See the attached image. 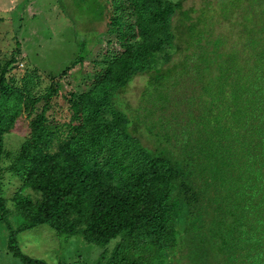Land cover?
Segmentation results:
<instances>
[{
	"label": "trees",
	"instance_id": "trees-1",
	"mask_svg": "<svg viewBox=\"0 0 264 264\" xmlns=\"http://www.w3.org/2000/svg\"><path fill=\"white\" fill-rule=\"evenodd\" d=\"M72 2L87 6L102 41L78 92L60 94L65 69L41 93L32 81L15 85L7 74L18 49L0 61V157L23 116L28 132L11 168L39 194L14 198L26 217L15 231L0 196L8 251L50 264L16 240L47 224L100 247L118 237L97 264H153L174 249L186 264H264V0H218V13L194 20L181 0ZM152 70L159 94L163 84L182 93L170 106L187 116L179 145L146 126L153 148L144 146L116 106L133 77Z\"/></svg>",
	"mask_w": 264,
	"mask_h": 264
},
{
	"label": "rangeland",
	"instance_id": "rangeland-1",
	"mask_svg": "<svg viewBox=\"0 0 264 264\" xmlns=\"http://www.w3.org/2000/svg\"><path fill=\"white\" fill-rule=\"evenodd\" d=\"M181 1L183 9L190 10L192 20L202 12L205 17L218 13L214 9L218 0ZM90 19L87 6L81 4L75 7L72 0H0V61L9 58L11 51L18 49L15 67L7 74L8 79L15 85H21L24 80L35 82L41 93L50 84V78L59 76L65 69L66 72L60 79V94L78 92L82 88L83 80L91 74L90 60L101 48L102 43L99 37L97 42L94 41L96 30L93 28L95 25L89 24ZM180 22L179 16L176 15L172 21L173 28ZM102 37L105 39L108 36L104 33ZM79 53L85 55L83 61L72 65L74 60H78ZM179 60L180 57L174 56L169 64H159L155 67L162 65V69H165ZM154 74L152 70L133 77L117 95L116 106L130 121L138 123L137 128L130 124L129 130L136 131L133 132L134 135L144 146L153 148L146 126L152 132L158 130L162 137L169 132L170 142L179 145L184 140L182 125L185 124L187 116L182 112H175L170 106L174 100L176 104L182 101L179 100V95L183 98L182 93L163 84V94H159L149 85V80ZM53 102H61L60 108L66 110L63 100L54 98ZM27 122L23 116L18 118L15 127L4 134L5 153L0 157V196L7 208L8 223L14 231L26 220L24 214H17L19 208L14 198L21 195L31 202L39 199V194L29 187H24L15 170L11 168L20 144L26 138ZM173 125L176 127L175 134L170 130ZM8 232L7 226L0 221V264H22L8 251ZM118 239L117 237L105 247H100L84 241L79 235H58L47 224L16 231L17 244L22 253L50 264H97L102 251H105V258L102 260L104 262ZM179 252V249L164 252L162 261H155L153 264H186L180 258Z\"/></svg>",
	"mask_w": 264,
	"mask_h": 264
}]
</instances>
